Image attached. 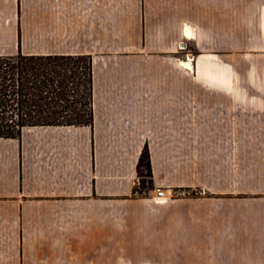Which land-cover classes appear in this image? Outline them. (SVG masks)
<instances>
[{
  "label": "crops",
  "instance_id": "crops-1",
  "mask_svg": "<svg viewBox=\"0 0 264 264\" xmlns=\"http://www.w3.org/2000/svg\"><path fill=\"white\" fill-rule=\"evenodd\" d=\"M19 53L90 56L93 125L0 138V264H264L219 257L264 229L236 177L264 138V0H0ZM146 146L160 199L133 196Z\"/></svg>",
  "mask_w": 264,
  "mask_h": 264
},
{
  "label": "trees",
  "instance_id": "trees-1",
  "mask_svg": "<svg viewBox=\"0 0 264 264\" xmlns=\"http://www.w3.org/2000/svg\"><path fill=\"white\" fill-rule=\"evenodd\" d=\"M92 125L90 56H0V138L20 139L25 128ZM137 171L142 184L148 178L152 188L147 148Z\"/></svg>",
  "mask_w": 264,
  "mask_h": 264
},
{
  "label": "rangeland",
  "instance_id": "rangeland-1",
  "mask_svg": "<svg viewBox=\"0 0 264 264\" xmlns=\"http://www.w3.org/2000/svg\"><path fill=\"white\" fill-rule=\"evenodd\" d=\"M250 147L246 148V165L250 164V169H236V177H248L251 179V186L245 187L246 193H248L253 200L260 199L261 204H264V138H252L250 139ZM238 146V144H236ZM147 148V146L145 147ZM144 148V149H145ZM243 146L241 145V149ZM143 149V150H144ZM238 149V148H237ZM148 150V148H147ZM250 151V153H247ZM143 152V151H142ZM149 152V150H148ZM142 154V153H141ZM150 155V152H149ZM141 157V155H140ZM139 157V159H140ZM237 157H240V155ZM242 161V160H241ZM139 162V160H138ZM138 164V163H137ZM243 165V164H242ZM136 182L133 188V196H145L150 194H156L158 188H150V181L145 178V183L142 184V178L139 177L136 166ZM143 175H146L145 170H142ZM162 189L165 192V189ZM240 192H236L237 195L243 194V187H238ZM168 198H175L179 196V192H171V194H165ZM242 196V195H241ZM240 196V197H241ZM263 220V219H262ZM263 228V227H262ZM228 243L230 248L219 251V257H235L241 259H263L264 260V229H244V232H236L235 229H226ZM229 241H231L229 243ZM110 254V253H109ZM114 256V255H112ZM110 257V255H109Z\"/></svg>",
  "mask_w": 264,
  "mask_h": 264
},
{
  "label": "built area",
  "instance_id": "built-area-1",
  "mask_svg": "<svg viewBox=\"0 0 264 264\" xmlns=\"http://www.w3.org/2000/svg\"><path fill=\"white\" fill-rule=\"evenodd\" d=\"M156 197L159 199L164 197V192L162 191V189L157 190V196Z\"/></svg>",
  "mask_w": 264,
  "mask_h": 264
},
{
  "label": "bare ground",
  "instance_id": "bare-ground-1",
  "mask_svg": "<svg viewBox=\"0 0 264 264\" xmlns=\"http://www.w3.org/2000/svg\"><path fill=\"white\" fill-rule=\"evenodd\" d=\"M187 35L189 36L190 34H189V33H187ZM190 61H192V59H191V58H189V59H188V63L184 64V66L188 67L189 69H191V68H192Z\"/></svg>",
  "mask_w": 264,
  "mask_h": 264
}]
</instances>
